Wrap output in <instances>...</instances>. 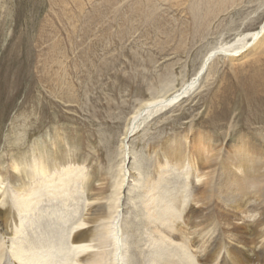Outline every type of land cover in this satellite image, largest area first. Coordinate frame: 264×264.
<instances>
[{
  "label": "rangeland",
  "instance_id": "374dc122",
  "mask_svg": "<svg viewBox=\"0 0 264 264\" xmlns=\"http://www.w3.org/2000/svg\"><path fill=\"white\" fill-rule=\"evenodd\" d=\"M263 23L264 0H0V168L9 171L35 142L51 149L61 141L51 152L99 176L111 196L131 112L179 90L207 53ZM132 135L127 144L138 157L126 167L133 173L135 162L152 177L166 143L180 138L184 168L166 181L187 178L190 211L177 216L224 226L222 264H264V34L238 58L215 55L191 93ZM239 170L240 193L232 174ZM130 195L121 220L140 230ZM135 252L133 263L144 264Z\"/></svg>",
  "mask_w": 264,
  "mask_h": 264
},
{
  "label": "bare ground",
  "instance_id": "6f19581e",
  "mask_svg": "<svg viewBox=\"0 0 264 264\" xmlns=\"http://www.w3.org/2000/svg\"><path fill=\"white\" fill-rule=\"evenodd\" d=\"M263 34L264 23L254 32L235 36L230 43L207 53L195 76L179 90L141 102L131 112L121 139V159L111 196H103L99 176L85 174L83 167L71 164L60 151L59 155L51 152L56 143L59 150L62 148L61 141H54L51 149L47 148L49 144L35 142L29 155L20 154L10 160L9 171L0 168V264H134L132 248L144 264H222L223 257H229L223 241L230 234L223 230L224 226L219 221L200 220L196 215L192 218V213L181 221L177 214L178 210L180 214L187 208L190 211L187 178L175 181L173 187L166 181L175 174L172 169L184 168L186 159L178 154L180 138L166 143L155 162L157 171L153 177L141 171L142 165L134 166L135 162L133 173L126 167L127 160L129 163L131 157L132 161L138 157L131 154L127 143L148 119L191 93L215 55L238 58ZM200 138L195 147L206 156L210 151ZM244 155L240 154L242 158ZM249 164L259 162L255 159ZM187 165L192 167L191 160ZM8 172L10 187L4 185ZM239 173L240 170L232 173L233 183L240 187L238 193L243 184ZM133 192L134 197L127 200L135 204L136 215L142 217L140 230L137 222L121 220L124 198ZM81 197L84 213L79 207ZM225 225L229 227L230 223ZM260 238L258 243L264 241V237Z\"/></svg>",
  "mask_w": 264,
  "mask_h": 264
}]
</instances>
